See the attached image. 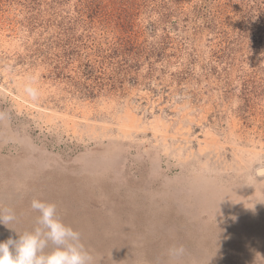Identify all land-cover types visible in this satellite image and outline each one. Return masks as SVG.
<instances>
[{
	"label": "rangeland",
	"instance_id": "obj_1",
	"mask_svg": "<svg viewBox=\"0 0 264 264\" xmlns=\"http://www.w3.org/2000/svg\"><path fill=\"white\" fill-rule=\"evenodd\" d=\"M259 165L264 0H0V241L36 197L93 264H264Z\"/></svg>",
	"mask_w": 264,
	"mask_h": 264
},
{
	"label": "clouds",
	"instance_id": "obj_2",
	"mask_svg": "<svg viewBox=\"0 0 264 264\" xmlns=\"http://www.w3.org/2000/svg\"><path fill=\"white\" fill-rule=\"evenodd\" d=\"M26 91L36 98L34 88L28 86ZM29 207L36 213L35 226L17 233L15 238L0 241V264H93V256L82 243L81 234L59 218L56 204L33 197ZM16 219L14 210L0 209V224L7 227ZM184 253L182 245L169 249L172 258H180Z\"/></svg>",
	"mask_w": 264,
	"mask_h": 264
},
{
	"label": "bare ground",
	"instance_id": "obj_3",
	"mask_svg": "<svg viewBox=\"0 0 264 264\" xmlns=\"http://www.w3.org/2000/svg\"><path fill=\"white\" fill-rule=\"evenodd\" d=\"M254 176L259 180L264 178V167L258 166L254 171Z\"/></svg>",
	"mask_w": 264,
	"mask_h": 264
}]
</instances>
